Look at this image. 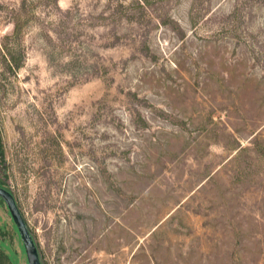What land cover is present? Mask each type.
<instances>
[{
	"label": "rangeland",
	"instance_id": "1",
	"mask_svg": "<svg viewBox=\"0 0 264 264\" xmlns=\"http://www.w3.org/2000/svg\"><path fill=\"white\" fill-rule=\"evenodd\" d=\"M0 134L41 264H264V0H0Z\"/></svg>",
	"mask_w": 264,
	"mask_h": 264
},
{
	"label": "water",
	"instance_id": "2",
	"mask_svg": "<svg viewBox=\"0 0 264 264\" xmlns=\"http://www.w3.org/2000/svg\"><path fill=\"white\" fill-rule=\"evenodd\" d=\"M0 197L6 202L11 216L18 228L25 252L27 254L28 264H41L38 246L21 212V209L19 208L13 192L3 186H0Z\"/></svg>",
	"mask_w": 264,
	"mask_h": 264
},
{
	"label": "trees",
	"instance_id": "3",
	"mask_svg": "<svg viewBox=\"0 0 264 264\" xmlns=\"http://www.w3.org/2000/svg\"><path fill=\"white\" fill-rule=\"evenodd\" d=\"M3 153V143H2V139H1V134H0V155ZM0 186H3V187H5V188H7V189H9L10 190V188H8L7 186H6V184H5V182H3L1 179H0ZM0 202H2V203H6L1 197H0ZM10 212V211H9ZM16 228H17V226H16ZM17 230H18V228H17ZM18 233H19V231H18ZM2 242V244H0V264H4V259H5V257H6V255H5V251H4V247H6L7 245L3 242V241H1ZM8 257V256H7ZM6 257V258H7ZM11 257V256H10ZM3 259V260H2Z\"/></svg>",
	"mask_w": 264,
	"mask_h": 264
}]
</instances>
